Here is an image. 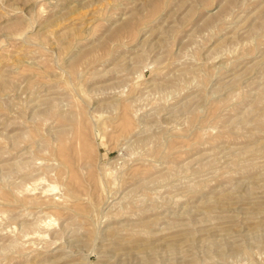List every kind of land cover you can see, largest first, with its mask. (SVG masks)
<instances>
[{
  "label": "rangeland",
  "instance_id": "rangeland-1",
  "mask_svg": "<svg viewBox=\"0 0 264 264\" xmlns=\"http://www.w3.org/2000/svg\"><path fill=\"white\" fill-rule=\"evenodd\" d=\"M0 264H264V0H0Z\"/></svg>",
  "mask_w": 264,
  "mask_h": 264
}]
</instances>
